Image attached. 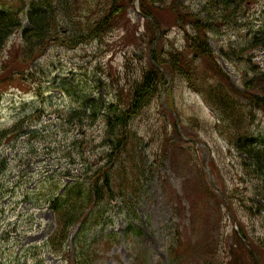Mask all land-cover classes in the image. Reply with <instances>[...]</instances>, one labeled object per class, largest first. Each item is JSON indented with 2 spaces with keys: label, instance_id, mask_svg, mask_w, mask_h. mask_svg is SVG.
<instances>
[{
  "label": "rangeland",
  "instance_id": "1",
  "mask_svg": "<svg viewBox=\"0 0 264 264\" xmlns=\"http://www.w3.org/2000/svg\"><path fill=\"white\" fill-rule=\"evenodd\" d=\"M177 1L180 0H170V3ZM0 2L9 4L10 0ZM185 2L195 13L207 4V0ZM135 5L129 15L132 22L138 24L139 2ZM240 9L238 15L228 21L220 17L214 31L207 32V41L215 53L212 55L230 75L231 95L239 105L237 118H234L236 124L244 125L245 131L264 145V111L251 113L248 106L260 91L244 85L246 77L264 76V60L256 59L253 53L261 54L259 51L264 48L249 47L257 34L264 33V0H241ZM208 13L210 9L203 11L202 16L208 17ZM163 14L172 19L170 11L165 10ZM222 15L227 16L219 13ZM20 19L27 24L24 14ZM57 22L62 30H69L70 22L66 18L58 17ZM122 36V30L116 29L107 34L101 47L98 41L73 49L54 45L37 62V73L8 85L0 94V131L10 130L18 121L26 119L22 132L18 136L9 133L0 145V167L3 168L0 175V264H80L78 256L91 264H226L237 249L235 228L247 242L257 264L264 263V208L260 211L252 208L259 182L255 176L245 174L241 163L243 155L229 139L232 138L230 133L237 135L238 132L226 124L225 114L211 102L208 91L215 83L208 82V76L199 70L193 78L197 89L189 87L178 75H174V81L169 74L171 81L165 86L163 104L167 110L173 105L180 115L176 119L181 136L193 139L186 142L185 137L179 138L172 117L159 100L154 99L132 121L137 143L129 154L121 155L117 163L120 166L122 162L128 170L139 168L137 189H129L126 198L115 195L112 199L107 195L104 202L91 211L89 226L79 232V240L72 239L77 233L75 227L65 253H55L57 248L50 239L58 222L47 202L49 197L58 191L60 184H68L78 174L80 179L86 178L87 170L118 169H111L116 161H111L108 155L111 148L105 140V121L91 115L92 107L100 104L101 111L114 98L111 72L125 82L130 55H134L130 63L136 67L140 65L137 56L141 52L146 55L145 64L152 54V49L140 40L118 41ZM167 37L162 49L170 48L171 41L177 46L185 42L179 30H173ZM131 38L133 41L134 37ZM162 39L161 36L158 43ZM14 42H22L20 31L10 37L0 57L8 58ZM197 63L208 66L200 58ZM211 73L214 75V71ZM173 81V89L168 91ZM77 110L86 113L76 116ZM172 145L185 150L181 161L174 160ZM204 155L206 165L213 170L215 183L234 194V212L238 218L229 211L226 195L222 198L212 189L222 200V208H219L214 198L208 202L204 190L194 185L199 176L206 175ZM113 179L114 190L119 191L116 185L120 178ZM185 180L189 186L183 191ZM175 194L183 198L178 199ZM206 203L208 222L203 220L207 218L204 215ZM186 237L193 242L196 238L213 245L202 251L203 258L183 263L184 256L174 254L171 246L177 245L179 240L185 242ZM234 242L236 247L232 245ZM236 253L245 257L241 250ZM257 254L262 256L261 263ZM174 258H178L176 262Z\"/></svg>",
  "mask_w": 264,
  "mask_h": 264
},
{
  "label": "trees",
  "instance_id": "2",
  "mask_svg": "<svg viewBox=\"0 0 264 264\" xmlns=\"http://www.w3.org/2000/svg\"><path fill=\"white\" fill-rule=\"evenodd\" d=\"M138 1L140 10V22L138 24H134L129 15L135 0H10L9 4L0 2V8H4V10H0V17L3 18L0 21V56L5 51L13 34L20 31L22 37L20 44L14 42L16 44L10 46L7 59L0 57V64H2L0 68V94L8 89V85L18 83L27 79L29 75L33 76L35 72L37 73V62L46 56L49 49L54 45L73 49L84 43L89 45L93 41H98L101 47L105 43L107 34L113 33L116 29H121L123 36L118 41L126 40L132 43L140 40L141 44L152 49L157 39L154 23L159 27L163 37L156 46L152 58L148 56L147 64H145L144 57L146 59V55H143V52L137 56L140 62L139 66L135 67L134 64L130 63L134 55L128 57L125 82H122L116 74L111 72V93L114 98L109 100L101 111L100 104L96 103L92 107L91 115L103 118L105 121V140L111 148L108 155L111 157V161H116L111 169L114 167H118V169L114 171L105 167L101 170H87L86 178L80 179L78 174V177L70 180L68 184L62 183L58 186V191L61 190L59 194L57 191L49 197L47 202L54 211L58 222L50 243L57 248L55 253L58 255L65 253L72 236V230L75 227H77V233L72 239L79 240V232L89 226L91 211L103 203L107 195H110L112 199L116 197L115 195L126 198L129 189H137L139 168L128 170V167L122 162L120 166L117 163L121 161V155L129 154V150L134 149L137 143L136 132L132 129V121L141 115L154 99H158L164 111L172 117L175 133L179 138H184L178 130L176 118L179 114L176 109L170 104L173 110L171 108L167 110L162 103V94L169 80L163 70H167L174 81V75L180 76L193 89H197L193 78L198 70L208 76V82L215 83L210 87V90L208 89L209 91L207 90L209 98L214 106L225 114L223 120L226 121V124L238 132L237 135L230 133L232 138L229 139L235 149L243 155L241 163L245 174L255 176L259 182L256 196L252 199L254 202L252 208H257L259 211L264 208V145L259 143L253 135H249L245 131L244 125L240 127L236 124L237 120L235 119L239 105L231 95V86L229 87L228 84L231 81L230 75L220 66L217 58L212 55L214 51L207 41V32L214 31V26L217 25V20L220 17H224L225 21H228L230 20L228 18L238 15V11L241 10V0H207V4L198 13L193 11L190 4L185 2L186 0L171 3L170 0ZM208 9L211 10V13H208V17H203L202 12L208 11ZM165 10L171 12L172 19L165 17L163 14ZM221 12L227 16H219ZM22 14L25 15L27 24L22 23L20 19ZM58 17H64L70 22L69 30L64 31L59 27ZM173 30H179L182 33L185 37L184 44L177 46L171 41L170 48L162 49L164 39H169L167 35ZM131 37H134L133 41ZM249 47L264 48V33L257 34ZM198 58L208 66H200L197 63ZM211 71H214V75ZM102 72L105 70L103 69ZM209 73L213 77L209 76ZM211 79L215 82H212ZM174 81L168 91L173 89ZM244 83L246 88H258L257 90L260 91L248 104L251 108L250 112L252 113L254 110L264 111V76H258L256 79L246 77ZM84 113L86 112L77 110L74 115ZM25 120L18 121L10 130L0 131V145L3 144V140L9 133L19 135L23 130ZM241 131L243 132L241 133ZM186 142L190 141L187 139ZM184 151L181 146L172 145L171 152L176 162L181 161ZM188 161L190 163V160ZM2 169L1 166L0 175L3 172ZM205 174L199 176L194 185L204 190L208 202L214 198L213 202L222 208V200L212 190L207 172ZM116 176L120 178L116 185L119 191L114 190L113 186V177ZM190 182H193V179ZM188 186L189 182L185 180L183 191H186ZM221 189L230 204V210L238 218L234 212L236 209L234 194L225 188ZM175 196L178 199L183 198L178 194ZM207 212L208 203H206L204 214L207 218L203 219L206 222L209 220V213ZM97 223H99L98 220ZM134 230L136 233L138 232L137 229ZM234 234L237 249L233 250L231 260L226 264H257L247 242L236 228ZM244 237L249 240L245 233ZM193 239L194 242L186 237L185 242L179 240L177 245L171 246L174 254L178 257L184 256L181 259L183 263L203 258L204 253L202 251L209 250L213 245L196 238ZM216 245H219L218 240H216ZM232 245L236 247L235 242ZM239 250L245 254V257L236 253ZM257 256L261 263L262 256L258 254ZM177 259L174 258L173 262H176ZM77 261L80 264H91L81 256L77 257ZM262 264H264L263 261Z\"/></svg>",
  "mask_w": 264,
  "mask_h": 264
},
{
  "label": "water",
  "instance_id": "3",
  "mask_svg": "<svg viewBox=\"0 0 264 264\" xmlns=\"http://www.w3.org/2000/svg\"><path fill=\"white\" fill-rule=\"evenodd\" d=\"M136 6V5H135ZM154 27H155V30H156V32H157V39H156V41L154 42V44H153V48H152V53H153V50L155 49V46H156V44L158 43V41L160 40V38H161V31H160V29H159V27L156 25V24H154ZM150 58H152V54L150 55ZM158 68H160V66H158ZM163 72H164V74L167 76V77H169V73L166 71V70H163ZM171 78L169 77V80H170ZM171 81V80H170ZM166 89H167V87L165 88V91H164V93L162 94V102H163V104H165V92H166ZM203 165H204V167H205V169H206V171H207V173H208V176H209V181H210V184H211V186H212V188L222 197V198H225V194L223 193V191L219 188V186L215 183V181H214V177H213V172H212V170L206 165V156L204 155V158H203ZM228 208H230L229 207V204H228V206H227Z\"/></svg>",
  "mask_w": 264,
  "mask_h": 264
}]
</instances>
